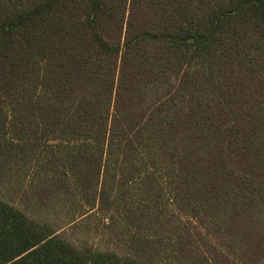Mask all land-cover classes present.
<instances>
[{
	"label": "trees",
	"instance_id": "obj_1",
	"mask_svg": "<svg viewBox=\"0 0 264 264\" xmlns=\"http://www.w3.org/2000/svg\"><path fill=\"white\" fill-rule=\"evenodd\" d=\"M0 264H264V0H0Z\"/></svg>",
	"mask_w": 264,
	"mask_h": 264
},
{
	"label": "rangeland",
	"instance_id": "obj_2",
	"mask_svg": "<svg viewBox=\"0 0 264 264\" xmlns=\"http://www.w3.org/2000/svg\"><path fill=\"white\" fill-rule=\"evenodd\" d=\"M102 227L103 225L101 224L100 216L96 215L90 222L84 225L83 229L74 231V238L77 241L88 238L91 244L95 243L102 245L103 247L109 246L111 241H109Z\"/></svg>",
	"mask_w": 264,
	"mask_h": 264
}]
</instances>
